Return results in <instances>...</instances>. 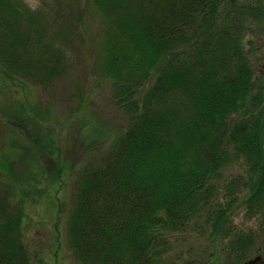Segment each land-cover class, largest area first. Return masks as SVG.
<instances>
[{"label":"trees","instance_id":"1","mask_svg":"<svg viewBox=\"0 0 264 264\" xmlns=\"http://www.w3.org/2000/svg\"><path fill=\"white\" fill-rule=\"evenodd\" d=\"M91 1L105 26L99 73L128 126L78 175L70 245L81 264H161L174 235L201 217L213 235L223 227L219 194L231 205L240 185H218L228 166L246 168L245 207L264 191V74L256 81L243 44L264 25V0ZM53 2L56 16L64 6ZM41 15L22 0H0L4 70L45 86L65 66L59 33L50 37ZM33 138L47 149L49 141ZM4 199L0 264H30L23 214L8 212ZM249 243L232 247L245 252Z\"/></svg>","mask_w":264,"mask_h":264},{"label":"rangeland","instance_id":"2","mask_svg":"<svg viewBox=\"0 0 264 264\" xmlns=\"http://www.w3.org/2000/svg\"><path fill=\"white\" fill-rule=\"evenodd\" d=\"M53 1L22 0L41 11L50 37L59 33L54 42L62 52V75L45 86L15 81L0 62V196L8 212L20 209L23 214L21 230L30 264H81L68 234L76 180L86 163L98 160L105 141L123 133L128 118L113 105L111 85L99 73L105 26L92 1L58 0L64 11L56 16L50 11ZM250 31L243 44L257 81L264 74V25L255 24ZM34 134L49 141L47 149L34 142ZM239 167L228 166L218 183H240L237 202L225 204L227 193L219 194L226 218L219 233L213 235L201 217L195 229L174 235L161 264H244L255 254L261 259L252 264H264V213L258 209L264 191L257 192L254 208L245 207L247 186H242L245 174ZM250 238L252 252L239 260L242 248L229 247L233 241L247 245Z\"/></svg>","mask_w":264,"mask_h":264},{"label":"flooded vegetation","instance_id":"3","mask_svg":"<svg viewBox=\"0 0 264 264\" xmlns=\"http://www.w3.org/2000/svg\"><path fill=\"white\" fill-rule=\"evenodd\" d=\"M262 250H264V249H262ZM260 259H261V254H255L252 259L246 260L245 264H252V263H254Z\"/></svg>","mask_w":264,"mask_h":264}]
</instances>
